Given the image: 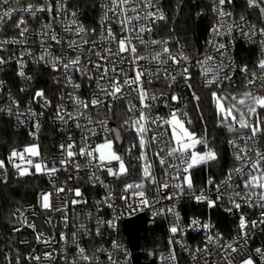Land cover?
<instances>
[{
	"label": "built area",
	"instance_id": "obj_1",
	"mask_svg": "<svg viewBox=\"0 0 264 264\" xmlns=\"http://www.w3.org/2000/svg\"><path fill=\"white\" fill-rule=\"evenodd\" d=\"M67 7V13L64 11H57L58 0H19V4L13 3L11 7H24L29 4L36 5L37 7H47L51 5L52 11L38 12L35 17L30 14L24 13L23 19L26 21V26L29 31L25 34V37L19 36V29L13 27L14 23L21 18L20 13H14L13 20L9 21L2 30H0V40L2 39H25L26 43L23 44H5L0 49V58L6 63L0 64V120L7 121L11 131L18 134L23 142L22 145L9 149L4 156H0V160L4 161L6 171L0 169V177H6V182H0V185H5L10 181H19L24 179H38L40 180L42 187L36 192L33 200L24 205L14 207L12 210L13 225L10 229L11 233L17 238V245L11 247L5 256L0 260V264H135L133 261V252L130 249L129 241L124 231V222L137 216H143L144 219L149 222L152 227L140 233V243L138 253L140 254V262L148 264L151 261L154 264H227L224 256L230 253L229 259L232 260V264H240L244 259L250 258L253 264H264V256L256 252V249H261V253H264V246L261 243V236L264 233V224H258L257 227H252L251 221H259L261 219L262 209L258 206L250 207L243 201L241 208L237 210L232 203L228 201V197L233 195L231 189L225 191V186L222 185V181L227 178L228 173L238 166L233 157V146L230 141L237 140V143L242 142L238 140V136L244 134L245 130H241L239 133L232 132V135L227 141V154L233 167L221 178L216 181L213 177H208L201 188H196L192 178V189L185 187L182 194L178 189L169 187L168 189H162L163 193L177 192L178 198L174 200L162 199L161 194L156 191L155 185H149L145 182V195L148 203L142 204L139 202V197L134 196L131 190L128 193L124 192V186L127 183L139 182L141 179V162L136 159L140 154L139 147L132 150L131 156L126 153V149L133 143H139L136 138L135 132L131 130H125L121 125L123 121L128 117L126 103L115 102L112 112L97 111L91 109V114L94 120H106L108 127L113 126L120 130L122 144L118 146L115 142L116 150L119 154L125 156V163L128 167V175L121 179L108 176L106 171H100L98 175L104 181V184L92 183L89 180L92 169L81 168L79 172L73 167L71 163L67 165L68 171L61 170L56 173L55 177L51 180L45 174L26 175L23 177L18 176L17 169L8 162V157L15 149L17 151L22 150L25 146H31L33 144L38 145L40 151V157H34L36 160L42 159L48 163L49 167L52 166V162H58L62 159L61 144H67L68 138L71 137L72 141L76 143V151H79V146L82 142V129L75 126V122L69 121L65 124L63 121L57 119V107L64 104L68 111H72L71 102L67 99V93L72 91L71 87H66L60 72H56L51 67L49 62L39 61L38 58L43 52L41 47V33L47 32L50 37L53 34H59L65 39L80 40L81 37L75 36L73 33H65L64 25L69 23L71 19H75L79 25L83 24L80 19L78 9L73 3V0H64ZM194 4L198 5L195 12L196 18L203 19L207 17L209 20V28L203 41L202 51L199 55L194 57L189 56L184 47L177 45L171 47L169 42L168 48L173 54H176L179 49H182L184 53L189 56V72L191 79V89H189L183 78L177 76L175 82L164 79H153L152 84H145V87L150 93L159 97L155 101V108L153 109L152 116H160L168 118L170 108L165 106L164 101L171 108L180 109L181 112H186L187 117H183L185 121V127H189L187 120H189V102L195 101L193 98L194 88H200L208 91H217L220 95L233 94L239 96L246 89L244 87V73L240 69L247 66L249 71H257L258 62L264 58V36H261L259 29L264 28V14H261L259 9L250 8L247 0H232L231 3H226L223 8L226 12H231L230 18L225 17L229 22V26L232 31L230 34L225 31L222 36H213L210 29L217 24V14L213 12L214 2L213 0H193ZM106 0H98V20L95 32L89 34L86 30V34H82L84 39L92 40L96 39L100 41L101 25L104 24L107 27L111 24L113 32L119 36L121 35L120 25L113 19L102 21L104 15L103 5ZM157 7L163 13L164 19L155 21L152 24L151 33L145 32L144 38L167 41L159 36L158 28L164 25L169 20V14L163 7V0H156ZM264 6V5H262ZM8 7V6H5ZM153 11L155 9H152ZM75 11L77 15L71 17L70 13ZM109 17H112V13H108ZM241 16L245 18L244 22L240 21ZM63 22V23H62ZM51 24L50 29H45L43 26ZM239 25V26H237ZM255 26L257 30L254 34L250 31L251 27ZM75 27V26H72ZM86 29V28H85ZM241 29L245 34H242ZM251 37V38H250ZM210 40H215L217 44H224L227 50V55L224 58L225 64H230L229 68L224 69V73H227L232 77L231 82L224 81L221 84L219 90L215 86L212 89H208L204 86V77L200 75L201 68L196 65L198 59H203L206 55H217L209 44ZM136 41H134L135 43ZM47 43L52 44V48L49 49L53 54H58L61 50V45H56L55 42L48 40ZM105 42H101L98 47H107ZM87 49L88 45L84 46ZM156 51H160L161 45L151 46ZM31 52L32 55H26L25 52ZM139 51L143 55L148 53L140 46ZM76 53H70L75 55ZM127 55V54H125ZM49 58H46L48 60ZM23 61V68H21L18 61ZM84 62V56L81 57ZM104 63V61H99ZM219 59L216 63H219ZM142 65L145 61L140 62ZM165 67L164 65H157L155 62L148 65L149 68L155 69L157 67ZM169 66L172 65L169 61ZM89 69H92V65H89ZM24 72V77L19 75L20 71ZM47 74L55 85L54 89L50 90L51 95H44L50 104L48 107H44V100L36 97L37 91H43L35 88V85L43 82L42 73ZM222 73L221 75H223ZM130 76H134L135 73L129 71ZM175 74V73H173ZM73 80L75 83L81 85L76 95L82 100L88 101L96 92L95 80H88L87 77H82L79 72H73ZM93 77L96 73L91 72ZM60 78V83H57V79ZM172 83V87L169 88L168 84ZM251 87V86H250ZM256 94L264 95V88L256 87L253 89ZM195 93V92H194ZM176 95L179 97L178 101H173L171 97ZM196 95V94H195ZM61 96H64V100H61ZM135 96V93H133ZM139 106L138 100H133ZM29 109L36 113V116H31ZM261 114L264 115V110ZM20 115V119L17 116ZM255 120V117H253ZM39 123V128H36V123ZM81 123H84L81 120ZM239 127V125H236ZM169 133L171 127L165 125ZM49 129V130H47ZM51 129V130H50ZM97 137H92L94 144L103 142L104 133L100 132L99 128ZM151 133L148 135L150 139ZM114 139V134L113 137ZM258 140L264 144V136L258 137ZM194 147L192 150H197ZM149 160L153 165V174L157 181H167L170 185L181 183L183 173H181V180H176L174 177L176 173L173 171L171 175L166 176L165 171L160 167L158 159L153 155L158 151L155 144L145 149ZM27 158V154H26ZM172 163H178V161L171 160ZM76 160L84 164V158L76 157ZM20 163L22 167H29L26 163L21 162L19 159L16 161ZM135 165V167H133ZM113 166L116 162H113ZM57 167H60L57 163ZM183 167V165L181 166ZM195 169V168H194ZM191 170L192 171L194 170ZM35 172V169H30ZM171 171V170H170ZM72 179H69V176ZM211 180L213 183H209ZM53 181L55 187H53ZM235 182L240 183L241 187L236 191H242V181L239 177H235ZM106 185V186H105ZM216 185H221V192H224V196L217 200L218 192ZM64 187L65 191L59 193V195H53L52 206L53 209L61 203L67 204L63 214L55 212L52 209L41 208V193L52 192L55 193V189ZM78 187L81 190L82 195L75 197L73 193L68 191V188ZM110 190V191H109ZM203 192L210 200L216 201L215 205L210 207L206 200L197 201L195 196L200 195ZM111 196V199H109ZM125 197V198H122ZM81 200L84 202L78 204H71V199ZM127 201V202H126ZM109 204L111 206H109ZM174 208V213H170L167 210ZM20 209V212H17ZM176 213L179 215V220H176ZM62 215L68 217L67 227L64 226ZM241 216L245 217L248 221V226L244 229L247 233L245 242L244 233L240 229ZM24 217H27L28 223H35V232L32 228L27 227L22 223ZM46 220H51V224L45 223ZM97 220L104 223L98 225ZM197 220L199 224L193 225L192 221ZM108 222H112L110 225ZM178 223L181 230L176 234L170 232V228ZM83 225L84 228L80 226ZM202 225H209L208 229L202 227ZM99 227L100 235L96 234V230ZM15 228H19L20 231H15ZM80 229V231H77ZM88 230V234H84V230ZM65 233L68 237L67 243L60 239L61 233ZM77 232V243L79 247L85 249V253L89 256V261L80 260L78 248L72 243V233ZM37 233H43V239L51 240L50 244H45L42 241H37ZM145 237V243H143V235ZM212 236L213 242L207 243L208 237ZM219 236L217 241L215 238ZM239 238V239H238ZM205 251H197V249ZM232 244L233 247L238 249L237 252H231V249L225 251L226 246ZM115 245V246H114ZM219 245V246H218ZM174 251L175 260L169 261L166 258L170 252ZM150 252L149 255L147 253ZM45 253H51L53 258L51 260H44ZM30 256H40V261L30 260ZM112 257V260L109 259ZM195 257V258H193Z\"/></svg>",
	"mask_w": 264,
	"mask_h": 264
},
{
	"label": "snow or ice",
	"instance_id": "obj_2",
	"mask_svg": "<svg viewBox=\"0 0 264 264\" xmlns=\"http://www.w3.org/2000/svg\"><path fill=\"white\" fill-rule=\"evenodd\" d=\"M214 7L213 12L217 14L218 20L210 32L213 36H222L225 31L228 34L231 33L232 29L229 26L228 20L225 17L230 18L232 16L231 12H226L223 8L226 0H213ZM232 0H227V3H231ZM248 6L250 8H257L264 14V0H247ZM19 4V0H0V30L11 20H13L14 13H20L21 18L17 20L13 27L19 29V36L25 37L29 29L26 26V21L23 19V14H30L35 17L38 12L48 11L51 13V5L45 7H37L36 5L29 4L24 7L13 8L11 5ZM8 6V7H5ZM57 11H64L67 13V7L64 0H58L56 5ZM104 9V15L102 21L113 19L115 22L119 23L121 35L119 38L113 32L111 24L107 27L102 23L100 31V41L96 39L88 40L84 39L82 34H86V29L83 25H79L75 19H71L69 23L64 25L65 33H73L77 37H81L80 40L76 39H65V37L59 34H53L50 37L45 31L41 33L42 39L40 41L41 47L44 49L39 56V61L49 62L54 71L60 72L61 78L66 87H71L72 91L67 93V99L71 102L72 111H68L64 104L57 107V119L68 124L69 121L75 122L77 128L82 129V142L79 146V151H76V143L72 141L71 137L68 138L69 142L61 144V155L62 159L58 162L53 161L52 166L49 167L48 163L44 162L42 159L36 160L34 162V157H40V151L38 145L25 146L22 150H13L8 157V162L12 164L14 168L17 169V174L20 177L26 175H36L45 174L50 180L55 177L56 173L63 171H68L67 165L71 163L73 167L79 172L83 168L92 169L89 180L92 183L99 182L104 184V181L100 178L98 173L100 171H106L108 176L114 177L116 179H121L128 175V167L125 163V156L119 154L115 147V142L121 140V132L117 128L108 127L106 120H94L90 111L91 109H96L97 111H108L112 112L115 102L126 103L128 117L123 121L121 127L126 131L131 130L135 132L136 138L138 139V145L133 143L127 148L126 153L131 156L132 150L139 147L140 154L136 157L138 161L141 162V179L139 182L127 183L124 186V192L128 193L130 190L134 196L139 197V202L142 204H147V198L145 195V182L149 185H155L156 191L161 194L162 199L174 200L178 198L177 192L163 193L162 189H168L172 187L178 189L179 193L184 192L185 187L187 189H192V178L191 170L199 167L202 164H207L209 161H214L217 159V155L214 150L208 148V151L200 153L197 151H190L197 144H203L207 147V141L203 138H197L195 133L190 132L187 127H185V121L183 117H187L186 112H181L180 109L171 108L167 101H164L165 106L170 108L168 118L160 116H152L151 113L155 108V101L159 99L153 93L145 87V84H152L153 79H164L171 80V82L176 81V77L179 76L184 79L186 86L191 89V84L189 80L191 79V74L189 72V56L184 53L182 49H179L176 54H173L168 48V41H157L152 39H145L144 33H151L152 24L155 21L163 20L165 17L163 13L157 7L156 0H106V3L102 6ZM152 9H155L154 11ZM108 13H112L113 16L109 17ZM77 13L75 11L70 13L71 17H75ZM245 18L241 16L240 21L244 22ZM63 23V22H62ZM75 26V27H72ZM239 26V25H237ZM45 29H50L51 24L43 26ZM250 31L254 34L257 30L255 26H252ZM93 32L95 30L93 29ZM242 34H247L241 29ZM261 36H264V28L259 29ZM251 38V37H250ZM53 41L56 45H61V50L58 54H53L49 49L52 48V44L47 43V41ZM134 41H136L134 43ZM101 42H105L107 47H98ZM26 43L25 39H2L0 40V49L3 48L5 44H23ZM264 44V41H261ZM209 44L212 50L217 55H206L203 59H198L196 65L201 68L200 75L204 77V86L208 89H212L213 86L220 89L221 84L224 81L231 82L232 77L227 73H224V69L227 67L231 71L230 64H225L224 58L227 55V50L224 44H217L215 40H210ZM85 45H88L85 49ZM161 45L160 51H156L151 46ZM140 46L148 53L147 55L141 54L139 51ZM70 53H76L74 56ZM26 55L31 56V52H25ZM127 54V55H125ZM84 56V62H82L81 57ZM46 58H49L46 60ZM219 59V63L216 61ZM99 61H104L100 63ZM141 61H145V64H141ZM169 61L172 65L177 67L169 66ZM157 65H164L165 67H157L154 70L149 68L148 65L152 63ZM2 58H0V64H4ZM21 68H23V61H18ZM92 65V69H89V65ZM257 71H249L247 66L240 69L244 73V87L245 91L239 96L231 94L218 95L217 91H212L213 103L216 105L218 110V115L221 117V124L227 127L229 132L239 133L241 130H245L244 134L238 136V140L242 142L237 143V140L230 141L233 146V157L237 162L238 166L232 169L227 178L222 181V185L225 186V191L231 189L233 192L232 196L228 197V201L233 204V206L239 210L241 208V203L243 201L250 207L258 206L262 209L261 219L259 221H251L252 227H257L258 224H264V144H262L258 137L264 136V115L261 111L264 110V95L256 94L253 91L254 88H264V58H262L257 64ZM79 72L82 77H87L88 80H95L96 92L88 100H82L76 95V92L81 87L80 84L75 83L73 80V72ZM95 72L96 76L93 77L91 72ZM132 71L135 73L134 76H130L128 73ZM175 73V74H173ZM224 73L223 75H221ZM19 75L24 77V72L21 70ZM57 83H60V78L57 79ZM251 86V87H250ZM168 87H172V83L168 84ZM135 93V96H133ZM44 100V107H48L50 101L44 96L43 91H37L35 94ZM193 98L199 101L200 97L196 96L193 92ZM139 101V106L133 103V100ZM173 101H178L179 97L173 95L171 97ZM61 100H64V96H61ZM225 103L227 106H225ZM31 116H36V113L29 109ZM19 114L17 119H20ZM255 117V120L252 118ZM81 120L84 123H81ZM188 124L192 121L187 120ZM165 125L171 127V132L165 128ZM239 125V127H236ZM36 128H39V123H36ZM99 128L100 132L104 133V139L102 143L94 144L92 137H97L98 132L96 129ZM151 133L150 139L148 135ZM114 134V139L112 138ZM155 144L158 151L154 152L153 155L158 159L160 167L165 171V175H171V172H175L176 176L174 179L181 180V173H183V178L181 183L170 185L167 181L160 182L157 181L155 175L153 174V165L149 160V157L145 151L146 148L151 147ZM27 154V158H26ZM84 158V164L79 163L76 157ZM178 161V163L170 162V159ZM17 159L21 162L26 163L29 167H22L20 163H17ZM113 162L116 165L113 166ZM57 163L60 167H57ZM183 165V167H181ZM135 167V165H133ZM34 168L35 172L30 169ZM0 169L6 171L4 161L0 160ZM171 170V171H170ZM235 177H239L242 181V191H236L240 188V183L235 182ZM6 177H0V182H6ZM72 179V176H69ZM209 183H213L209 180ZM106 186V185H105ZM53 187H55V182L53 181ZM218 192L217 200L224 196V192H221V185H216ZM64 187H59L55 189V193L45 192L41 193V208L42 209H52L55 212H60L63 214L64 209L67 204L61 203L57 205L54 209L52 206V196L59 195V193L64 192ZM68 191L73 193L75 197H80L82 195L80 188H68ZM110 191V190H109ZM125 198V197H122ZM111 199V196H109ZM126 199V198H125ZM197 201L206 200L210 207L214 206L216 201L210 200L206 195L201 192L200 195L195 196ZM84 201L71 199V204H78ZM127 202V201H126ZM109 206H111L109 204ZM17 209V212H20ZM170 213H174V208H169L167 210ZM176 215V220H179L178 213ZM64 226L67 227L68 217L62 215ZM22 223L27 227L32 228L35 232V223H28L27 217H24ZM45 223L51 224V220H46ZM104 223L103 221L97 220V224L100 225ZM110 225L112 222H108ZM248 221L245 217L241 216L240 219V229L244 233V238L246 242L247 233L244 229L248 226ZM193 225L199 224V221L193 220ZM84 228L83 225L80 226ZM203 228L208 229L209 225H202ZM15 231H20L19 228H15ZM181 228L178 223L170 228L172 234H176ZM77 231H80L78 229ZM84 234H88V230H84ZM96 234L100 235L99 227L96 230ZM43 233H37V241H42L45 244H50L51 240L43 239ZM72 243L78 248L77 255L82 261H89V256L85 253V249L79 247L77 243V232L72 233ZM60 239L67 243L68 237L65 233H61ZM213 237L209 236L207 243L213 242ZM219 240V236L215 238ZM239 239V238H238ZM115 246V245H114ZM219 246V245H218ZM207 249V244L205 249H197V251H205ZM231 249V252H237L238 249L233 247L232 244L226 246L225 251ZM257 253L264 256L261 253V249H256ZM230 253L224 256L227 264H232V260L229 259ZM53 258L51 253H45L43 259L51 260ZM195 258V257H193ZM30 260L40 261L42 257L40 256H30ZM112 260V257L109 256ZM169 261L175 260L174 251L170 252L169 256L166 258ZM19 264V261H17ZM75 264V262H74ZM115 264V261H113ZM205 264H208L206 261ZM240 264H253L250 258L244 259Z\"/></svg>",
	"mask_w": 264,
	"mask_h": 264
},
{
	"label": "trees",
	"instance_id": "obj_3",
	"mask_svg": "<svg viewBox=\"0 0 264 264\" xmlns=\"http://www.w3.org/2000/svg\"><path fill=\"white\" fill-rule=\"evenodd\" d=\"M192 1L163 0V7L169 14V20L158 30L159 36L167 40L171 47L180 45L189 56L194 57L202 51L209 20L207 17L199 20L196 18L195 12L198 5ZM73 3L78 9L87 32L93 33L98 20V0H73ZM42 76L43 82L37 83L35 88L43 90L44 95L50 96L49 89H54L55 92V85L45 72ZM194 92L200 99L189 102V118L192 123L189 124L188 129L195 133L197 138L207 141V147L201 144L197 148L198 151L202 152L211 148L217 155L216 160L196 167L191 173L195 187L201 188L208 177L218 181L233 167L226 149L232 132L221 124V117L213 103L212 91L194 88ZM19 137L11 131L7 121L0 120V156H4L9 149L22 145L23 142ZM41 187L42 184L38 179L10 181L0 185V260L11 247L17 245V238L10 231L13 225L12 210L16 206L31 202ZM146 235L142 237L143 243H145ZM261 243L264 246V233L261 236Z\"/></svg>",
	"mask_w": 264,
	"mask_h": 264
},
{
	"label": "water",
	"instance_id": "obj_4",
	"mask_svg": "<svg viewBox=\"0 0 264 264\" xmlns=\"http://www.w3.org/2000/svg\"><path fill=\"white\" fill-rule=\"evenodd\" d=\"M113 128L115 127L113 126ZM117 144L118 146H121L122 138L120 141L117 142ZM123 227L126 237L129 241L130 249L133 252L134 263L143 264L140 262V254L138 253L139 243H140V233L151 228L152 225L149 222H147L143 216L140 215L125 221ZM149 254L150 252L147 253V255ZM148 264H154V262L151 261Z\"/></svg>",
	"mask_w": 264,
	"mask_h": 264
},
{
	"label": "rangeland",
	"instance_id": "obj_5",
	"mask_svg": "<svg viewBox=\"0 0 264 264\" xmlns=\"http://www.w3.org/2000/svg\"><path fill=\"white\" fill-rule=\"evenodd\" d=\"M219 95V94H218ZM231 95H233V94H231ZM213 98V97H212ZM225 106H227V104L225 103ZM215 109H216V111H217V113H218V110H217V107H216V105H215ZM253 119V118H252ZM189 130V129H188ZM199 145H201V144H197V145H195V147H197V146H199ZM192 151H197V152H200V151H198V150H192ZM206 151H208V150H204V151H202V152H200V153H204V152H206Z\"/></svg>",
	"mask_w": 264,
	"mask_h": 264
}]
</instances>
